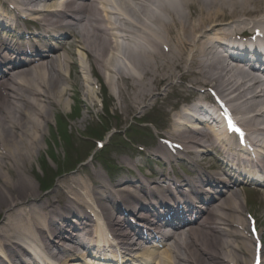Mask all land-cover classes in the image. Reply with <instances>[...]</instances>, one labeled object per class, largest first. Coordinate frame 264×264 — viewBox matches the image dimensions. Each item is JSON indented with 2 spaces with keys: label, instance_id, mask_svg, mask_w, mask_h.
Instances as JSON below:
<instances>
[{
  "label": "bare ground",
  "instance_id": "obj_1",
  "mask_svg": "<svg viewBox=\"0 0 264 264\" xmlns=\"http://www.w3.org/2000/svg\"><path fill=\"white\" fill-rule=\"evenodd\" d=\"M27 1L29 5L33 4L32 0ZM59 1L46 3L43 10L47 13H41L45 16L36 17L42 18L43 26L46 23L56 26L54 34L47 36L42 29L44 33L36 36V45L11 46L6 39L0 40V49L4 47L13 53L4 56L3 60L0 55V264H20L18 258L23 253L26 239L48 244L49 241L56 244V240H77L69 234V229H75L76 223L70 220V215L76 209L94 206L85 201L87 195L93 196V203L103 205L93 184V180L102 177L99 172L93 171L90 181L82 178L80 173L67 177L46 195L38 193L28 178L31 166L46 145V133L53 122L52 112L60 110L67 114L72 108L69 91L75 90L76 94L82 95L85 89V95L91 96L95 104L99 99L94 88L104 84L112 96L114 110L124 117L158 103L160 88L172 85L174 80H188L194 95V87L206 81L218 84L221 92L230 88L231 102L241 101L239 105H246L245 109L254 108L252 101L244 100L247 95L264 97L254 89L256 84L249 80L247 72L232 62L221 60L217 45L207 41L206 36L208 31L222 28L227 20L231 26L248 27V18L264 15V0H68L57 4ZM56 6L61 10L48 11ZM255 24L264 25V18ZM68 28L72 29V39L60 43V48L67 46L66 52H55L47 41L70 33ZM76 50L85 56L90 70L87 76L80 78L81 82L76 78L70 88L65 78L71 80L67 67H78L74 59ZM225 76L231 78L224 79ZM248 81L251 85L246 86ZM258 105L264 106V100ZM90 115H82L80 122L86 124ZM252 121L262 124L264 112L256 114L246 126L248 133H258V127ZM171 135L184 145L188 156L193 157L194 146H201V142L209 139L204 133L196 137L192 132L174 131ZM215 140L218 143L220 137L216 136ZM204 162L205 157H201L199 163ZM210 179L205 181L216 191H209L208 197L203 192L198 194L201 201L205 197V205H197V200L193 199L192 204L185 199L174 201V204L180 202L193 207L185 208V213L196 207L200 213L205 210V214L197 218L200 222L195 225L167 235L170 240L163 252L164 264L252 263L251 242H245L240 235L243 222L234 201L237 195L219 201V193L225 190L218 192L217 184ZM191 183V180L187 181L188 185ZM221 184L230 186L231 182L222 180ZM169 185L173 184L170 182ZM123 189V192H116L122 201L123 212L104 205V213L101 210L89 213H93L90 214L93 219L106 216L108 232L118 240L121 250L139 251L141 242L137 243L131 236L132 225L124 212L135 215L136 204L141 202L148 205L145 209L149 211L158 205L164 209L168 207L164 204L165 199L144 201L148 196L158 194L154 183L143 197L137 192L138 187ZM171 211L174 210L169 209ZM83 217L80 225L86 228L89 223L85 221L87 216L83 214ZM142 220L151 222L145 216ZM85 246L88 255H93L90 252L93 245ZM53 249L58 256L57 249ZM242 255L246 257L242 258ZM58 258L59 264H85L77 255ZM261 264H264V258Z\"/></svg>",
  "mask_w": 264,
  "mask_h": 264
},
{
  "label": "rangeland",
  "instance_id": "obj_2",
  "mask_svg": "<svg viewBox=\"0 0 264 264\" xmlns=\"http://www.w3.org/2000/svg\"><path fill=\"white\" fill-rule=\"evenodd\" d=\"M163 98H164V96H163ZM76 100H77L76 98L73 100V101H75V104H76ZM84 100L86 101V105L89 106L92 109V112H91V115H90V121L88 120L86 122V124H85L86 126L82 125V127H81L84 131H82V129H79V128H75V130H74V128H73L74 124H72L73 122L76 124V122H77L76 119L79 121V119L82 118V115L86 114L85 110H81L80 111L79 105H74L73 115H70L69 113L68 114H64L62 111H58L57 112V113H59V115L52 113V118H53L52 121H53L54 125H56L55 124V120H54L55 117H56V122L57 123H58V121H60V117H61L60 115H62V117L67 118V120H65L64 118L61 117L63 119V121L67 124V125L65 124L66 126H64V127H66L65 128L66 132L69 134L70 141H71V144H72V147L70 145L66 146V143L57 136L59 134L55 133V132H59L60 133V130L57 129V128L55 129L56 126L55 127L50 126V128L48 130V133L46 134V137H48V140L50 141L49 142L50 147H51V145L54 147L53 148L54 152L57 155V159L55 161L58 162L59 164H62V163L67 164L68 163V161L70 160V158L73 155V151H75V149H79L82 146L81 142L85 141V140H82L81 138L83 136H85L86 133H88L89 129H91V128L94 129L95 128L99 132H103L105 128L112 129L111 132L105 133L103 135V138L105 139V141L107 139H109V141H112V139H114V143L117 142V141L119 143L121 141V139H123V137H124L123 135L125 134V129L129 125V123H131L132 121L133 122H135V121L139 122V120H138L139 118L140 119L141 118L145 119V117L151 116L153 114V112H154V111L152 112L151 109H148L147 111H144V110L138 111L137 113H135V114H133L131 116H127V117L119 116L118 113L114 110L115 109V107L113 106L114 103H111L109 101L110 107H109V110L107 112L108 116H102V111H100V109H98L93 103H91V101L89 99H84ZM165 101H166V99L161 102L162 104L161 103L157 104V106H155L156 109L159 110L160 108H162V105L165 106V104H166ZM167 101H168V99H167ZM77 103H80V102H77ZM139 112H142L141 113L142 117H140V115H138ZM143 112H145V113H143ZM100 117H102L104 119V122H100L99 121ZM132 118H133V120H131ZM122 120H125V121L122 122ZM87 128H89V129H87ZM114 129L120 131L119 134H117L118 138L115 136L112 139H110L111 134L115 133ZM83 133H85V134L84 135H80V134H83ZM56 139L58 140V144L56 143ZM109 141L107 143H109ZM87 142H90V141H87ZM47 144H48V142H47ZM112 152H114V149H112V148L110 149V151L107 152V157H109V160H113V158H112V154L113 153ZM100 154L101 153L96 154V157H99ZM41 155H40V157L38 159V163H35L31 167L32 171H31V174H30L29 178L32 181V184L34 185V188L36 189V191L38 193H40V194H45V193L41 192L39 184L34 181V180H36V178H39L41 176V174H42L41 173V167H40L39 163H40V161H42V159L45 158V156H41ZM96 157H95V159H96ZM47 161L49 162V164L51 166L50 168H52L51 171L52 170L54 171V169H55L54 164L50 161L49 158H47ZM48 162H47V164H48ZM92 164H94L95 166L99 167V165L94 162V159H92ZM90 168H91V166L89 164H87V163H84L81 166L75 167L74 168L75 171L70 172L68 174H64L61 177L55 179L53 181L52 188L47 193H50L53 190H55L57 181L61 180L62 178L69 177V176L70 177L74 176L78 171H82L83 172L82 176L85 177L86 173L90 174ZM49 171H50V169H49ZM51 171H50V173L52 174V176H54V172H51ZM39 190H40V192H39Z\"/></svg>",
  "mask_w": 264,
  "mask_h": 264
}]
</instances>
